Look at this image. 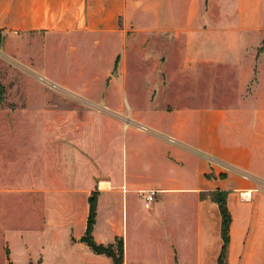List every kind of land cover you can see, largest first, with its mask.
I'll return each mask as SVG.
<instances>
[{
    "label": "crops",
    "instance_id": "0c3cea01",
    "mask_svg": "<svg viewBox=\"0 0 264 264\" xmlns=\"http://www.w3.org/2000/svg\"><path fill=\"white\" fill-rule=\"evenodd\" d=\"M3 63L45 88L0 108V264H113L90 197L110 244L152 189L166 264H222L215 191L223 264H264V0H0Z\"/></svg>",
    "mask_w": 264,
    "mask_h": 264
},
{
    "label": "rangeland",
    "instance_id": "374dc122",
    "mask_svg": "<svg viewBox=\"0 0 264 264\" xmlns=\"http://www.w3.org/2000/svg\"><path fill=\"white\" fill-rule=\"evenodd\" d=\"M106 48H109V46ZM106 54L109 55V50ZM64 58L66 59L65 56H63V59ZM102 60L101 63L106 64V56H103ZM94 63L98 64L96 61H94ZM24 71L17 69L12 64H0V108L13 107V97L15 93L21 94L31 91L33 94L37 95L44 94L45 87L41 78L39 76H37V79L30 78ZM17 103L19 104L18 101ZM160 198L161 193H157L155 200L151 202L149 207H146L144 192L135 194L125 193V196L118 197L120 200V202L117 201V209H120L118 212L119 214H122L123 217L127 215V223L123 221L125 230L124 246H126L124 264H166L164 256L166 255L168 248L165 241H175L173 236L174 231L176 233L179 231H185L173 230V232H171V230H169L167 227L169 222L178 223V221L182 220H175L173 213L170 211L171 209L169 208V210H165V205L162 201L160 202L163 207L161 214L157 217L155 216L153 210H155L156 204ZM131 211H133V216H135L136 220L139 221L138 228H135L133 225L135 220H132ZM173 211L176 215L180 214L176 209H173ZM152 215L153 218H151ZM156 222H159V225H162V227H156ZM100 224L103 228L102 231L104 233L105 231L109 233V229L105 226L104 222L102 221ZM194 231L195 230L193 229L188 231V238L190 239L188 247L191 254H194L196 250ZM107 236L109 238V235ZM177 245L180 252L183 254L185 246L178 242ZM110 260L112 259L110 258ZM3 262H5V256L3 253H0V263ZM192 263L193 261L187 262V264ZM101 264L106 263L102 262Z\"/></svg>",
    "mask_w": 264,
    "mask_h": 264
},
{
    "label": "trees",
    "instance_id": "16d2710c",
    "mask_svg": "<svg viewBox=\"0 0 264 264\" xmlns=\"http://www.w3.org/2000/svg\"><path fill=\"white\" fill-rule=\"evenodd\" d=\"M97 199V194H93L90 197V212L88 217L87 229L85 235L81 238V242H84L95 253L104 254L112 258L114 264H124L125 249L123 237H117L115 242L110 244L99 243L94 237L93 233L97 215ZM212 199L218 202L222 214L223 249L220 263L223 264V259L226 256V251L229 244V231L232 218L230 211L227 207L226 194L224 192H213Z\"/></svg>",
    "mask_w": 264,
    "mask_h": 264
},
{
    "label": "built area",
    "instance_id": "2783aa9c",
    "mask_svg": "<svg viewBox=\"0 0 264 264\" xmlns=\"http://www.w3.org/2000/svg\"><path fill=\"white\" fill-rule=\"evenodd\" d=\"M157 193L158 191L154 189L144 192L145 200H146V203H145L146 207H149L151 202L155 200V196Z\"/></svg>",
    "mask_w": 264,
    "mask_h": 264
}]
</instances>
